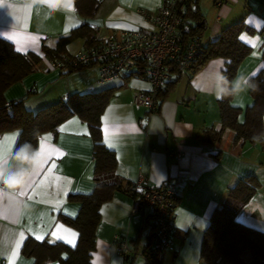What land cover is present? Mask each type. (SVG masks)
I'll use <instances>...</instances> for the list:
<instances>
[{
	"label": "crops",
	"instance_id": "obj_1",
	"mask_svg": "<svg viewBox=\"0 0 264 264\" xmlns=\"http://www.w3.org/2000/svg\"><path fill=\"white\" fill-rule=\"evenodd\" d=\"M161 1L101 0L95 15L84 17L75 0H70L71 8L65 6L68 0H64L55 12L34 7L31 0H0V33L4 34L0 38L10 42L16 51L33 52L41 59L33 72L7 87V101L25 97V107L35 111L71 94L110 89L99 116V129L101 142L114 153L112 175L119 179L122 189L114 190L99 208L90 264H123L115 238L128 240L137 251L146 249L152 210L133 213L132 198L124 190L139 173L155 186L169 179L176 181L174 230L169 248L161 255L162 264H200L202 238L212 213L227 198L229 188L245 177H254L258 185L236 220L264 232V137L238 138L233 129L222 127L220 98L215 91L217 76L225 70L227 59L213 58L197 69L191 67L183 72L171 69L159 108L154 112L132 103L134 93L150 88L139 72L98 85L94 66L70 72L49 66L52 57L43 48L55 50L61 38L85 22L108 31L152 30L141 10L155 14ZM252 2L226 0L217 7L212 0L210 8L197 0L198 12L205 22L203 45L230 25L243 22L246 27L240 40L251 47V52L239 64L234 78L238 74L251 78L264 72V0ZM87 46L84 39L71 40L59 56L73 55ZM231 105L239 110L237 120L243 123L247 108L253 105L250 91L232 97ZM215 132L219 135L212 141L210 137ZM18 137V130L0 137L3 164L10 162ZM45 137L51 138L45 141L49 150L44 156L47 163L24 187L0 191V264H33L32 258L21 254L28 237L70 246L78 240L77 231L62 217L75 218L79 212L80 203L70 196L89 195L95 188L94 141L89 124L73 115L55 133L41 135L39 147ZM167 152H179L180 157H168ZM37 235L42 238L37 239ZM129 264L143 262L135 256Z\"/></svg>",
	"mask_w": 264,
	"mask_h": 264
},
{
	"label": "trees",
	"instance_id": "obj_2",
	"mask_svg": "<svg viewBox=\"0 0 264 264\" xmlns=\"http://www.w3.org/2000/svg\"><path fill=\"white\" fill-rule=\"evenodd\" d=\"M100 2L101 0H75L79 13L84 17H93ZM195 2L197 4V0ZM181 13L188 29L183 31V39L201 34L205 22L198 12V6L195 11L185 6ZM245 29L243 22L224 28L214 40L202 45L192 67L197 69L210 59L225 58L228 62L223 74L232 80L241 61L251 52V47L240 40V34ZM95 31V28L85 22L68 36L61 38L55 50L43 48V51L48 57H58L65 45L77 38L84 39L89 46ZM40 62L37 54L20 53L10 42L0 38V137L8 131L18 130L19 137L15 147L25 141L38 145L41 135L55 133L62 122L76 115L89 124L90 135L94 141L93 171L96 183L91 194L70 196L80 203L77 216L62 217L78 233L75 245L28 237L23 242L21 254L32 258L33 264H47L51 261H57L59 264H90L95 245V227L99 221V208L103 202L109 200L114 190L122 189L119 179L112 175L115 167L114 153L101 142L99 129V116L108 101L109 94L106 93L110 89L71 94L35 111L25 107V97L7 101L4 97L7 87L33 72ZM251 80L258 85V89L250 91L253 105L247 108L243 123L237 120L239 110L231 105L232 97L219 100L222 127L233 129L236 136L243 139L264 137L261 135L264 134V72L251 77ZM163 92L164 90L160 94V99ZM218 135L217 132L213 133L211 140L214 141ZM257 185L254 177L249 176L240 179L229 188L227 198L214 210L204 232L200 264H264V232L236 220L237 214L249 201ZM124 190L130 196L133 195L131 183ZM153 227L152 223L145 253L151 247Z\"/></svg>",
	"mask_w": 264,
	"mask_h": 264
},
{
	"label": "built area",
	"instance_id": "obj_3",
	"mask_svg": "<svg viewBox=\"0 0 264 264\" xmlns=\"http://www.w3.org/2000/svg\"><path fill=\"white\" fill-rule=\"evenodd\" d=\"M226 0H214L222 6ZM197 9L195 0H162L155 14L141 10L153 29L115 30L95 28L91 44L73 55L49 59L52 69L67 72L79 67L94 66L98 75L96 83L107 85L130 73H141L149 83L147 91H138L132 97L134 105L154 112L160 105V94L170 79V70L183 72L190 69L203 45L201 34L183 39L188 30L182 16L184 7ZM168 157L179 158V152H167ZM132 212L141 213L150 208L153 214V237L150 250H135L126 239L115 238L114 245L129 264L135 256L143 264H162L161 255L169 248L173 234V208L177 200L176 181L167 180L155 186L139 173L131 183Z\"/></svg>",
	"mask_w": 264,
	"mask_h": 264
},
{
	"label": "clouds",
	"instance_id": "obj_4",
	"mask_svg": "<svg viewBox=\"0 0 264 264\" xmlns=\"http://www.w3.org/2000/svg\"><path fill=\"white\" fill-rule=\"evenodd\" d=\"M34 7H46L50 12L59 10L64 0H31ZM258 85L247 75H237L232 80L223 73L217 76L215 95L218 98L237 97L247 91H256ZM264 136V134H261ZM255 139V137H254ZM47 161L40 147L25 141L10 153L8 164L0 163V191L24 187L28 180L42 168Z\"/></svg>",
	"mask_w": 264,
	"mask_h": 264
},
{
	"label": "snow or ice",
	"instance_id": "obj_5",
	"mask_svg": "<svg viewBox=\"0 0 264 264\" xmlns=\"http://www.w3.org/2000/svg\"><path fill=\"white\" fill-rule=\"evenodd\" d=\"M66 7L68 8H71V3H70V0H68V2L65 4ZM0 35H4L3 33H0ZM6 38H11V37H6ZM241 39H244L243 37H241ZM18 135V134H17ZM7 139V138H6ZM50 137H45V138H42V142H41V146H40V151H41V154L43 156L46 155L47 151H49L48 149L45 148V141H50ZM14 142V141H13ZM11 149H9L10 151ZM5 161V155L4 154H0V163H3ZM54 167V165H53ZM21 194H23V192H21ZM0 195H2V193H0ZM21 237H23V233L20 234ZM37 239H41L42 237L40 235H37L36 237ZM58 239L61 238V237H57ZM50 242H53V241H50Z\"/></svg>",
	"mask_w": 264,
	"mask_h": 264
},
{
	"label": "rangeland",
	"instance_id": "obj_6",
	"mask_svg": "<svg viewBox=\"0 0 264 264\" xmlns=\"http://www.w3.org/2000/svg\"><path fill=\"white\" fill-rule=\"evenodd\" d=\"M201 1L203 2L204 5H207V6H210V8H213V7H212L213 5H211V4H212V3H211L212 0H200V2H201ZM248 1H249L250 4H253V3H254V2L251 3V1H254V0H248Z\"/></svg>",
	"mask_w": 264,
	"mask_h": 264
}]
</instances>
